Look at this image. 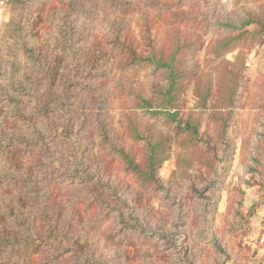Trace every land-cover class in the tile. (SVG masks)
<instances>
[{"label":"rangeland","instance_id":"1","mask_svg":"<svg viewBox=\"0 0 264 264\" xmlns=\"http://www.w3.org/2000/svg\"><path fill=\"white\" fill-rule=\"evenodd\" d=\"M118 28L175 54L181 123ZM0 264H264V0H0Z\"/></svg>","mask_w":264,"mask_h":264},{"label":"trees","instance_id":"2","mask_svg":"<svg viewBox=\"0 0 264 264\" xmlns=\"http://www.w3.org/2000/svg\"><path fill=\"white\" fill-rule=\"evenodd\" d=\"M119 5L118 8L123 13L122 15H125V13L128 12L130 4L126 2H120L115 1V6ZM114 6V8H115ZM252 24H260L263 25V22L260 21V19H255L251 17V13L247 15L246 19L242 22V24L238 27H233L236 30H239L237 35H234L230 37L225 43V48H230L229 50H232L234 46H236L237 39H240L244 35L248 36L251 35L248 31V29L241 30L245 27L251 26ZM230 26V25H229ZM122 28H118V32L115 33L114 37L109 40L110 48L118 49L120 50L119 54L121 59L124 58V60H128L129 65L137 64L139 62H143L146 64H150L154 67V69H158L161 73V75H164L163 81L156 80L153 81L155 83L157 89L156 91L159 93V100H162L161 103H159L155 110L151 111V114L153 115H164L163 117L167 122L174 121L181 123L182 119H178L179 110H180V99L177 96V93L179 92V85H180V78L176 74L178 73V69L175 65L172 64V61L175 62V54H171L170 59H164L161 53H157L155 51L154 45L151 44V40L147 44H142L140 39L137 36H131V33H128L125 35V33L121 30ZM241 30V31H240ZM146 28L144 29V25H140V32L139 36L141 37V40L147 41L146 38L148 37L146 34ZM233 42V43H232ZM231 44L233 46H231ZM88 53L86 51L81 52V56H86ZM164 54V53H163ZM177 71V72H176ZM167 75V76H166ZM240 76L238 73L230 71V75L228 77L221 78V87H223L224 91H231L233 87H237L239 84ZM77 81H74L76 83ZM72 87V84H68L66 86V90H64L62 93L69 94V91L67 90L68 87ZM235 91V89H234ZM233 92L231 91V94ZM208 94V93H207ZM63 95V96H64ZM205 98V97H204ZM206 99V98H205ZM144 106L143 108L145 110H151L150 108H153V104L148 99H143ZM230 102H233V98H230ZM42 111H46V108L42 109ZM179 130L182 133H191L196 134L197 127L190 124L188 121H185V124L178 126ZM139 136V135H138ZM140 138V136L138 137ZM153 149L156 146H152ZM121 153L126 157L127 155L124 153V151H121ZM150 166H154L157 161H155L154 156H151L150 159ZM136 168V167H135ZM138 170H140L138 168ZM140 173V171H139ZM142 173V171H141ZM51 241H48V243ZM31 245V243H29Z\"/></svg>","mask_w":264,"mask_h":264}]
</instances>
